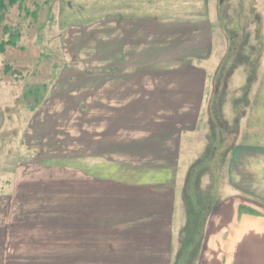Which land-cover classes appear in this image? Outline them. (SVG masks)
I'll list each match as a JSON object with an SVG mask.
<instances>
[{"label": "crops", "instance_id": "crops-1", "mask_svg": "<svg viewBox=\"0 0 264 264\" xmlns=\"http://www.w3.org/2000/svg\"><path fill=\"white\" fill-rule=\"evenodd\" d=\"M136 1L132 59L99 58L101 67L84 77L80 104L69 113L81 115L59 117L46 129L37 124L28 144L36 145L41 129L50 139L37 144L32 159L18 162L8 197L19 222L38 231L46 221L35 217L38 207H29L31 183L48 182L40 186L43 191L58 184L74 191L89 186L100 192H143L149 198L145 208H156L147 212L144 224L162 234L126 235L122 223L137 220L130 216L105 239L103 232L90 231L106 221L82 215V221L90 222L81 241L36 233L31 238L35 247L12 248L8 254L37 258L21 259L23 264H264V248H249L250 240L264 241V148L234 145L226 131L219 140L211 139L216 125L207 115L212 76L191 65L213 55L207 0H189L197 6L192 11L182 0ZM138 6L143 9L135 11ZM170 15L177 21L168 23ZM39 159L63 163L48 166ZM74 160L82 167L72 166ZM182 208L193 209L191 222L197 226L190 248H182L185 233L175 225L184 224L178 219ZM223 235L221 248L217 242L222 243ZM42 238L50 247H37ZM201 240L209 246L199 248L203 243L196 241Z\"/></svg>", "mask_w": 264, "mask_h": 264}, {"label": "rangeland", "instance_id": "rangeland-1", "mask_svg": "<svg viewBox=\"0 0 264 264\" xmlns=\"http://www.w3.org/2000/svg\"><path fill=\"white\" fill-rule=\"evenodd\" d=\"M132 1L138 2L29 0L23 6L5 3L7 10L0 19V264L37 259L11 258L8 254L12 248L35 247L31 238L37 231L32 225L21 224L16 213L11 212L15 203L9 202L8 195L13 174L19 161L37 154V144L48 143L50 136L42 135L47 124L55 123L59 117L81 115L69 113L80 104L84 77L101 67L99 58L132 59ZM182 2L185 9L197 8L189 0ZM207 7L213 55L206 61L194 60L191 65L212 76L207 115L216 125L211 139L219 140V133L226 131V135L231 132L234 145L264 148V0H207ZM141 9L138 6L135 11ZM166 19L168 23L177 21L173 15ZM225 121V128L218 126ZM37 124L44 129L33 147L28 143ZM59 163L63 162H44L48 166ZM81 165L80 160L72 161V166ZM45 184L48 182L38 183L43 187ZM192 211L182 208L178 219H183L184 224H175L185 233L182 248L192 247L196 236ZM46 238L37 247H50ZM222 239V243L217 242L221 248L225 235ZM196 242L203 243L199 248L209 246L204 240ZM210 244L211 248L213 241ZM249 248H264V241L250 240Z\"/></svg>", "mask_w": 264, "mask_h": 264}, {"label": "bare ground", "instance_id": "bare-ground-1", "mask_svg": "<svg viewBox=\"0 0 264 264\" xmlns=\"http://www.w3.org/2000/svg\"><path fill=\"white\" fill-rule=\"evenodd\" d=\"M75 189L74 187L65 188L55 184L51 189L43 191L39 185L29 184L27 190V198L30 201L29 207H38L36 214L34 213L35 217L37 220L46 221V224L39 225L36 232L39 237H58L63 240L67 237L70 241H81L83 236L89 232L86 228L90 222L87 219L82 221L80 219L82 215L101 217V220L106 221L104 222L106 225H95L94 230L90 231L92 234L103 232L105 239H108L109 232L118 231L120 223L130 216L137 220L130 224L127 220L126 223H122L126 224V235L143 231L162 234L157 230L147 228L144 224L145 216H148L147 212L156 211L154 206L145 208L149 201L147 194L143 192L132 193L128 190L100 192L98 189L89 186H85L80 191H74ZM92 194L95 195L91 196ZM82 203L94 206L105 204L106 206L82 209ZM150 203L152 202L150 201ZM50 218H56V220L49 221ZM102 228L105 230L102 231Z\"/></svg>", "mask_w": 264, "mask_h": 264}, {"label": "trees", "instance_id": "trees-1", "mask_svg": "<svg viewBox=\"0 0 264 264\" xmlns=\"http://www.w3.org/2000/svg\"><path fill=\"white\" fill-rule=\"evenodd\" d=\"M7 1L10 3V5H15L17 3H20V5L23 6V4L29 0H0V19L1 20L3 18V12L7 10L6 5H5ZM39 161L41 163L43 162V164L44 162H46L45 160H42V159H39Z\"/></svg>", "mask_w": 264, "mask_h": 264}]
</instances>
